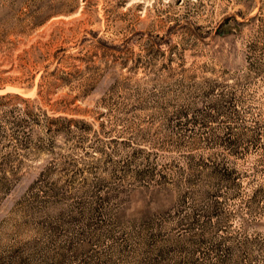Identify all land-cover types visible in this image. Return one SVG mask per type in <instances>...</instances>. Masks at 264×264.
Returning a JSON list of instances; mask_svg holds the SVG:
<instances>
[{"label":"rangeland","instance_id":"obj_1","mask_svg":"<svg viewBox=\"0 0 264 264\" xmlns=\"http://www.w3.org/2000/svg\"><path fill=\"white\" fill-rule=\"evenodd\" d=\"M0 264H264V0H0Z\"/></svg>","mask_w":264,"mask_h":264},{"label":"trees","instance_id":"obj_2","mask_svg":"<svg viewBox=\"0 0 264 264\" xmlns=\"http://www.w3.org/2000/svg\"><path fill=\"white\" fill-rule=\"evenodd\" d=\"M220 32H224V31H220Z\"/></svg>","mask_w":264,"mask_h":264}]
</instances>
